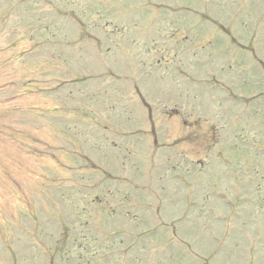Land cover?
I'll list each match as a JSON object with an SVG mask.
<instances>
[{
  "label": "rangeland",
  "instance_id": "1",
  "mask_svg": "<svg viewBox=\"0 0 264 264\" xmlns=\"http://www.w3.org/2000/svg\"><path fill=\"white\" fill-rule=\"evenodd\" d=\"M150 1L0 0V264H264V0Z\"/></svg>",
  "mask_w": 264,
  "mask_h": 264
},
{
  "label": "flooded vegetation",
  "instance_id": "2",
  "mask_svg": "<svg viewBox=\"0 0 264 264\" xmlns=\"http://www.w3.org/2000/svg\"><path fill=\"white\" fill-rule=\"evenodd\" d=\"M157 9L161 11L160 15H159L160 18H163L165 20H167L169 18V13H170L169 7H167V6L165 7L162 5L160 7H157ZM165 9H167L166 12H165ZM139 12L141 13L142 11H139Z\"/></svg>",
  "mask_w": 264,
  "mask_h": 264
}]
</instances>
